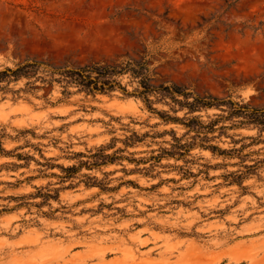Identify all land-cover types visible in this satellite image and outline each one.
<instances>
[{"label": "rangeland", "instance_id": "374dc122", "mask_svg": "<svg viewBox=\"0 0 264 264\" xmlns=\"http://www.w3.org/2000/svg\"><path fill=\"white\" fill-rule=\"evenodd\" d=\"M29 60L145 62L152 85L264 107V0H0V70ZM0 85V264H264V131L179 158L164 148L188 128L141 96Z\"/></svg>", "mask_w": 264, "mask_h": 264}, {"label": "trees", "instance_id": "16d2710c", "mask_svg": "<svg viewBox=\"0 0 264 264\" xmlns=\"http://www.w3.org/2000/svg\"><path fill=\"white\" fill-rule=\"evenodd\" d=\"M126 73H129L132 78L137 80L138 85L132 91L119 78ZM22 77H35L36 80H41L44 85L51 84L54 86L57 82L61 83L65 88L64 91L67 93L71 92L69 87L75 85L79 90L86 91L87 93H108L119 88L126 94L143 97L153 112L158 113L165 120L180 122L188 128L185 132V135H189L186 141L182 137L176 136L174 138L175 142L172 143L173 146L164 148L166 155L177 156L179 158L191 154L192 148L196 146L212 149L215 153L231 156L234 154L232 152L241 151L243 145L228 149L214 144L212 141L223 134H228L227 130L243 125H252L257 127L261 132L264 131V107H254L231 98H219L213 95L201 96L175 84L152 85L150 83L149 68L145 62L126 61L120 65H105L96 62L80 67H56L42 61L29 60L18 64L16 67L7 66L0 70V83L18 81ZM31 83L29 82V84ZM0 87L2 86L0 85ZM153 95L156 96V100L171 99V102H169L172 103L171 109L175 113L186 109L185 114L183 116L173 115L168 110L154 107L155 100L152 97ZM213 107L220 109V112L214 113V117H211L210 120H204L202 114H196L198 111ZM0 150L6 152V149L1 145ZM102 156L108 157L109 155L102 154ZM81 164L92 166L99 163L83 161ZM246 166L251 168L255 167L256 164ZM62 168L67 172L73 169V167ZM71 176L73 175L70 173L63 177L67 178ZM239 177L240 179L236 180L241 183L243 176ZM88 184H96V181H89ZM43 195L48 198H58L59 189L56 190L55 194L45 192Z\"/></svg>", "mask_w": 264, "mask_h": 264}]
</instances>
